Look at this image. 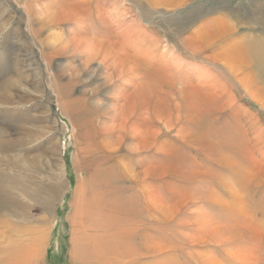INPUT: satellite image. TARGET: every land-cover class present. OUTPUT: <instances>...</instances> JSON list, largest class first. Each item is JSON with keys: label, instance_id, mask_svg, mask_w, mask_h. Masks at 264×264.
<instances>
[{"label": "rangeland", "instance_id": "1", "mask_svg": "<svg viewBox=\"0 0 264 264\" xmlns=\"http://www.w3.org/2000/svg\"><path fill=\"white\" fill-rule=\"evenodd\" d=\"M26 1L0 0V73L6 71L0 74V87L9 86L14 102L0 105V130H6L4 141L11 143L0 147V259L6 255L1 249L10 245V259L37 256L36 249L37 260L30 264H197L201 257H213L217 264H264V93L250 82L246 68L222 62L223 48L238 41L242 27L229 39L201 45L212 61L189 57L181 44L186 36L190 44L197 41V33L204 35L219 17L236 25L244 7L232 0L185 5L102 1V9L108 15L116 12L126 27L159 38V102H167V113L159 126L153 124L159 131V164L140 167L128 160L131 143L113 145L97 131V104L109 100L101 91L94 95L103 83L99 77L90 80L96 63L83 71L85 56L75 45L59 50L72 39L71 26L52 24L33 40ZM200 3L218 10L182 32L178 22L187 26L194 15L181 18ZM94 25L93 34L105 35ZM162 47L173 52L175 61L183 59L174 65L175 79L162 69L166 59H173L161 57ZM147 50L146 56L151 55ZM141 66L158 73L150 64ZM186 71L201 74V82L197 77L191 81ZM195 90L207 96L210 107L204 115L182 100ZM126 164L136 174L159 168L158 179H148L158 190L156 211ZM204 218L209 225L202 226L226 231L233 240L209 243L210 233L198 231ZM254 234L258 239L251 238Z\"/></svg>", "mask_w": 264, "mask_h": 264}, {"label": "bare ground", "instance_id": "2", "mask_svg": "<svg viewBox=\"0 0 264 264\" xmlns=\"http://www.w3.org/2000/svg\"><path fill=\"white\" fill-rule=\"evenodd\" d=\"M102 1L104 0H72V2H66L65 0H27L25 13L29 18V32L33 40L37 41L40 39L39 31H43L52 24L63 23L71 26L70 32L73 34V37L72 39L64 41L63 45L61 44L62 46H59V50L66 51L71 45H75L76 52H79L85 56V62L82 65L83 71L89 70L90 66L96 63L97 66L94 69L96 74L91 76L90 80L95 77H99L102 79L103 83L102 85L100 84L101 86L98 89H96L94 95L96 94L97 96V93L101 91L105 98L109 100V103L107 102L108 104H106L104 101L102 105L101 103L97 104V123L99 129L97 131H101L106 138L111 140L110 142L113 145L131 143L130 146L133 147H130L132 149H129V152L127 153L130 157L128 160H132L136 166L141 167L145 162L159 164L160 149L157 142L159 139V131H157L153 124H158L159 126V119H163L161 117L164 116V113H167L168 106L166 101H162L161 103L159 102V50L156 49L158 48L157 46H159V38L151 36V34H148L146 30L138 32L137 29H135V27L131 26L130 24L126 27L125 21L116 19V12L110 13L108 15L102 9L105 4H110L109 0H105L108 1L105 2V4H103ZM162 1H165L164 4L166 5H185L191 0ZM148 2L152 3L151 0H148ZM156 2H159V0ZM94 3L96 7L94 6ZM231 4L238 6V8L244 7L243 13L240 15V17H238V19L236 18V21H238L236 25H231L229 18L226 16L225 18L219 17V20L214 23L213 26L210 25L208 26V29L205 28L206 31L204 35L200 36L199 34L201 32L197 33L199 36L197 41H194L190 44L191 37L186 36L184 39H181V44L185 46L184 49L186 50V55L189 57L197 59L201 56L203 61H212L210 58L204 55V50L202 49L201 45L203 43L206 44L209 40L215 41V43H217L229 39L230 36H233L232 31L237 32V28L242 27L240 30H238L239 33L242 32L240 35H238V41L223 48L222 62L224 61L227 66L233 65L240 68L242 67L243 69L246 68V70L251 75V78H248L252 81H249L252 82L253 85L260 86V92L264 93V0H232ZM216 10L218 9L212 10V8L208 7L206 3H200L191 12H189V14H186L185 17L181 18L180 22L184 21L186 17L191 18V14L194 15L193 19L187 23V26H185L186 24L184 25V22H181V24L178 22V25H182L181 27L184 28L182 32H186L190 30V28L192 29V25L195 24V22L196 24L200 23V20L198 19L206 16L212 11L216 12ZM228 10L233 11L232 6ZM111 18H113V20H111ZM94 24H97L96 26H99L104 31L105 35L101 34L96 36L93 34L92 28L95 26ZM115 28L120 32L116 33ZM144 49H148L149 51L152 50L153 52L151 55L149 54V56H146L145 53L147 52H145ZM161 51L162 53L160 54L162 58L165 57L166 59V56H172L173 59H166L165 63L162 64V69L166 73L169 72L173 79H175L177 71L175 72L173 70L174 65L176 63L183 62V59L178 58L176 59L177 61H175L174 57L176 56L167 47H162ZM43 58L46 63H48L47 56L44 55ZM142 62L144 64H150L152 69H154L156 72L158 70V73L152 74L148 71H145L141 66ZM4 68L5 67H3V71ZM189 71H186L185 73L187 78H189L191 81L196 77L199 79H197V81L201 80V74L195 76ZM5 72L6 71L3 73ZM91 72L92 71H90V73ZM3 73L1 72L0 74ZM175 83L176 82H174V84ZM172 87L173 85L171 84V88ZM182 100L187 105V108H189L192 112L195 111L197 113L198 111H202L203 115L207 108L210 107L209 103L206 101V94L199 90H195L188 98H186V96L183 97ZM13 104L14 102L11 97V92L9 91V86L2 85L0 87V105H7L11 107ZM176 107L177 109L179 108L178 105ZM163 124H165L166 130H170L166 122H163ZM7 134L8 133L6 130H0L1 148L11 145V143L4 141V137L7 136ZM177 138L178 137H176V139ZM115 160L118 161L116 155L114 157V161ZM126 166L127 171H129L131 174H135L134 176L137 182H135V185H140V183H142L140 188L143 190V199L147 198L145 200H148V206L153 211H156L160 204L159 195L157 192L158 190L156 187H154L155 184L148 182V179H153V181L158 179L159 168H145L146 170H144L142 173L136 174L134 170L129 169L133 168V166L130 164H126ZM191 174L198 175V173H195L194 171ZM245 174L249 173L245 172ZM235 190L232 191L235 192ZM143 199L141 200L142 202ZM214 199L221 201V198L216 195ZM205 220V218L200 220L202 224H200L201 227L198 231H202L204 234L207 232L210 233L208 240L209 243L217 244V242H219L222 244H228L233 240L226 231L219 232L220 229L215 231L217 228H214L215 230L212 229L214 231H210L208 230L207 226H202L204 224L209 225V221L206 220V222ZM217 227L219 228L220 226L218 225ZM78 232L79 230L77 233ZM82 233L84 234L86 232L83 231ZM256 234H254L251 238L255 240L256 238L258 239L259 236H256ZM193 238L188 237L187 239L192 241ZM236 238L239 239V237ZM1 252L8 255L14 252V250L10 247V245H6L1 249ZM38 254L39 252H36L35 249L34 255L38 256ZM111 254L115 256L117 253L112 250ZM5 256V260L0 259V264L2 262L5 264H30L37 260V256H29L27 259L23 257H17V255L11 259L9 258L10 256ZM231 256L233 257V255ZM195 261L197 264H217L213 257H208L207 259L202 257L200 259L196 258ZM245 262L248 261L245 260Z\"/></svg>", "mask_w": 264, "mask_h": 264}]
</instances>
